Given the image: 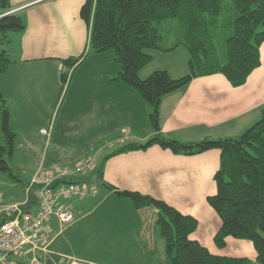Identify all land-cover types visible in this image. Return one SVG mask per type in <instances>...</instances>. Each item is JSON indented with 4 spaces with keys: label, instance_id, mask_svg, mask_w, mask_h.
<instances>
[{
    "label": "crops",
    "instance_id": "0c3cea01",
    "mask_svg": "<svg viewBox=\"0 0 264 264\" xmlns=\"http://www.w3.org/2000/svg\"><path fill=\"white\" fill-rule=\"evenodd\" d=\"M84 2L10 0V14L18 15L25 29L0 45L11 61L1 76L0 93L16 134L14 158L18 154L28 158V182L57 167L71 168L84 160L96 163L95 158L103 159L123 144H144L154 135L148 105L132 88L115 82L121 67L113 53L89 52L90 31L80 18ZM82 55L73 69L65 67L63 61ZM63 74L70 75L62 97ZM263 112L264 44L260 66L243 86L235 88L221 75L194 79L163 98L159 125L164 136L181 143L237 139ZM66 141L97 144L98 149L93 146L96 157L82 159L86 155L78 152L79 146ZM40 153L43 157L38 160ZM219 165L218 150L186 157L154 146L110 158L102 182L118 191L151 197L194 218L198 227L190 240L210 254L256 264L250 242L227 238L223 249L214 244L221 221L207 199L216 195L214 176ZM80 180H87L97 193L77 202H59L71 208L74 221L60 228L51 220L52 236L42 264H65L70 259L89 264H168L166 243L155 224L157 210H137L131 201L116 197L97 182L95 172ZM2 194L4 208L26 203L25 194L20 200ZM24 209L34 214L37 206L30 201ZM145 213H152V219ZM11 262L26 264L16 257Z\"/></svg>",
    "mask_w": 264,
    "mask_h": 264
},
{
    "label": "trees",
    "instance_id": "16d2710c",
    "mask_svg": "<svg viewBox=\"0 0 264 264\" xmlns=\"http://www.w3.org/2000/svg\"><path fill=\"white\" fill-rule=\"evenodd\" d=\"M10 10V0H0V45L7 35L25 29L22 19L10 14ZM80 18L90 31L89 52L113 53L121 67L115 82L132 88L148 105L149 125L154 134L144 144H123L105 156L94 171L96 181L102 182L105 163L117 155L154 146L186 157L218 150L220 165L214 176L217 192L207 199L221 221L214 244L223 249L227 238L250 242L257 254L256 264H264V117L237 139H203L195 143L169 139L159 125L163 98L184 89L194 79L221 75L235 88L246 83L260 66L264 0H85ZM164 33L176 39L166 52L184 47L188 53L189 73L173 79L162 70L142 80L140 72L153 60L147 52L161 50ZM84 56L63 63L70 70ZM10 64L4 50H0V79ZM66 78V74L61 76L62 87ZM16 142L0 93V172L25 189L29 182L14 174ZM102 185L116 197L131 201L137 210H157L155 224L166 243L168 264H252L246 259L214 256L191 241L190 235L198 227L194 218L183 216L151 197L118 191L103 182Z\"/></svg>",
    "mask_w": 264,
    "mask_h": 264
},
{
    "label": "built area",
    "instance_id": "2783aa9c",
    "mask_svg": "<svg viewBox=\"0 0 264 264\" xmlns=\"http://www.w3.org/2000/svg\"><path fill=\"white\" fill-rule=\"evenodd\" d=\"M69 75L62 92L68 84ZM40 134L48 136V131ZM96 169L93 160H84L73 167H57L45 174L34 175L24 189L26 203L3 207L0 191V264H12V258L24 259L26 264H42L51 239V220L55 219L60 228L74 221L71 208L59 203L61 200H85L97 193L93 186L79 182ZM58 185H53L58 183ZM33 201L37 210L34 214L24 206ZM65 264H89L67 260Z\"/></svg>",
    "mask_w": 264,
    "mask_h": 264
},
{
    "label": "rangeland",
    "instance_id": "374dc122",
    "mask_svg": "<svg viewBox=\"0 0 264 264\" xmlns=\"http://www.w3.org/2000/svg\"><path fill=\"white\" fill-rule=\"evenodd\" d=\"M225 6V5H224ZM261 31V29H259ZM12 34V33H11ZM11 34L7 35V38L11 36ZM162 41L160 43L161 50H156V51H149L147 52L149 55L153 57L152 63H150L146 68H144L140 74L139 77L142 80L147 79L152 73L156 71H162V70H167L170 72L172 77H183L189 73L188 71V59L189 55L184 49V47H178L177 49H174L172 51H165L173 47L175 44V37L173 35H168V34H163ZM4 42V41H3ZM2 42V44H3ZM68 85V84H67ZM67 85L64 88L62 97L64 96V93L67 89ZM60 91V89H59ZM59 105H57V110L55 111L54 117L58 114V108ZM58 116V115H57ZM59 118V117H58ZM262 116L260 117V119ZM259 119V120H260ZM258 120V121H259ZM66 141L65 143H67ZM68 144L79 146V153L85 157H81L82 159H87L88 156L90 157H96L95 155V150H93V146L97 148V144L93 142H68ZM112 149V148H110ZM43 150V148H42ZM41 156H38V160L42 159L43 154L40 153ZM29 160L33 161L36 160V157H30ZM102 160V156H99L95 158L96 163H100ZM25 163H28V158L25 156H20L18 154L14 159H13V165L14 167L19 171L15 170L14 174L19 175L22 179H27L30 176V173L25 172V169L27 168ZM92 186V184H89ZM100 185V184H99ZM97 185V187H100ZM0 188L2 192L5 194H12V197H16L17 199H21L24 196V191H23V186L21 183L13 181L11 178H8L6 175L0 172ZM14 198V200L16 199ZM71 201L77 202L78 200L73 198L70 199ZM147 219H152V213H145Z\"/></svg>",
    "mask_w": 264,
    "mask_h": 264
},
{
    "label": "water",
    "instance_id": "95a60500",
    "mask_svg": "<svg viewBox=\"0 0 264 264\" xmlns=\"http://www.w3.org/2000/svg\"><path fill=\"white\" fill-rule=\"evenodd\" d=\"M264 117V115L262 116V118Z\"/></svg>",
    "mask_w": 264,
    "mask_h": 264
}]
</instances>
